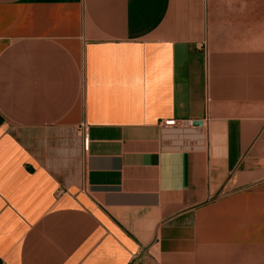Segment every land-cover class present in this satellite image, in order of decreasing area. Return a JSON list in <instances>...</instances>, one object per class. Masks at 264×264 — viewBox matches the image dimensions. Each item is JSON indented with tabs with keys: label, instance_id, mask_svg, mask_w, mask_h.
Here are the masks:
<instances>
[{
	"label": "crops",
	"instance_id": "1",
	"mask_svg": "<svg viewBox=\"0 0 264 264\" xmlns=\"http://www.w3.org/2000/svg\"><path fill=\"white\" fill-rule=\"evenodd\" d=\"M0 264H264V0H0Z\"/></svg>",
	"mask_w": 264,
	"mask_h": 264
},
{
	"label": "built area",
	"instance_id": "2",
	"mask_svg": "<svg viewBox=\"0 0 264 264\" xmlns=\"http://www.w3.org/2000/svg\"><path fill=\"white\" fill-rule=\"evenodd\" d=\"M207 100H209L207 98ZM200 124H195L194 119L188 118H165L158 122V127L165 138L175 146L189 148L191 141L200 140L204 135V119ZM81 134L83 150L89 145L88 126L82 123L78 127Z\"/></svg>",
	"mask_w": 264,
	"mask_h": 264
},
{
	"label": "water",
	"instance_id": "3",
	"mask_svg": "<svg viewBox=\"0 0 264 264\" xmlns=\"http://www.w3.org/2000/svg\"><path fill=\"white\" fill-rule=\"evenodd\" d=\"M200 123V120H195V124L199 125Z\"/></svg>",
	"mask_w": 264,
	"mask_h": 264
}]
</instances>
